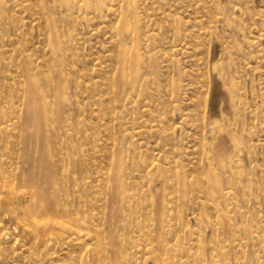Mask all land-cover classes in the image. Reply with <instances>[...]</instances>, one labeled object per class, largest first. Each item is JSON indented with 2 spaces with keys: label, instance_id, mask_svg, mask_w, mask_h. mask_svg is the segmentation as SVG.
Listing matches in <instances>:
<instances>
[{
  "label": "rangeland",
  "instance_id": "obj_1",
  "mask_svg": "<svg viewBox=\"0 0 264 264\" xmlns=\"http://www.w3.org/2000/svg\"><path fill=\"white\" fill-rule=\"evenodd\" d=\"M18 2L22 6H11L8 3L6 15L9 19L2 24L3 15L0 20V32L3 30L4 33L1 38L8 42L0 52V77H5L0 80L1 103L8 104V95L14 94V101L18 102L15 104L23 109L22 113L8 117L11 118L8 122L10 126L1 133L8 138L19 136L15 144L20 141V145L15 148L23 149L13 155L11 167L9 164L3 167L5 180L14 175L16 178V185L11 184L10 190L13 187L17 190L21 179L24 180L23 187H18V191L32 190L26 183L31 164L25 155L23 143H26L34 131L33 137L39 134L41 127L37 128L38 124L36 126L34 122L33 125L31 112H27L28 104L23 102L28 98L29 79L37 80L41 87L43 82L46 84L47 79L53 80V73L60 72V76L65 74L72 80L66 91V106L61 109L63 117L50 132V138L54 135L55 141H68L69 150L80 154L89 170L88 173H83L86 178L89 176L86 180L89 186H82V195L69 194L68 201L82 202L79 204L72 201L79 210L98 212L102 216L101 221L93 220L97 230L103 228L101 222L112 220L113 225L117 220L119 222L116 216L126 208L128 202L125 200L129 197L116 205L112 202V190L108 185L112 182L109 170L113 158L123 157V180L125 179L126 189L130 192L128 201L132 208L138 209L136 219L143 221L142 225H152L150 227L153 230L148 232L151 235L145 234L146 230L142 234L129 233L132 241L142 237L140 244L135 243L139 249H135L134 253L128 251L129 255L125 260L129 264H157L154 256L159 257L162 264H175L180 260H189L188 264H264V0H213V3L212 0H146L145 10H141L140 15L149 23L152 20L156 22L143 26L141 35L150 32L161 35L150 46L149 41L143 43L141 51L145 54V67L138 80L142 86L133 88L135 85L131 84L119 94L111 89L109 78L113 77L114 67L117 65L118 48L116 43H110V36L118 24V17H109L104 21L95 14H90L88 17H94L92 22H83L74 31V36L82 39L77 45L64 39V48L70 47L74 56L64 50L68 66L59 67L52 52H49L46 38L42 34L43 27L35 26L32 22L33 13H38L32 9L36 1ZM29 3L31 7H25ZM25 10L27 13H22ZM56 11L60 9L56 8ZM176 26L177 31L174 30ZM64 30L66 34L73 29ZM176 44L178 49L181 48L180 51L172 50ZM128 47H132V42L128 43ZM152 50L159 51L156 67L152 64ZM105 55H113L114 58L110 61ZM99 62L103 65L111 62L112 66L101 68ZM219 74H224L220 76L223 78ZM175 83L183 85V90L175 89ZM231 83L237 86L236 92L239 93L232 91L234 89L230 90L233 88ZM86 84L91 88L87 89ZM226 85L229 91H226ZM46 88L44 86V90ZM230 92L238 94L236 102L229 97ZM50 100L53 98L50 97ZM12 113L13 111L10 115ZM212 122L219 125H213ZM67 123L73 127L65 135L67 133L64 130L63 134V129L68 128ZM102 126L104 127L101 128ZM32 128L34 131H31ZM211 131L217 132L220 136L215 135L220 140L227 139L223 141L227 142L228 152L232 154L218 156L207 162L206 155L203 154L206 142L214 144L216 138V142L219 141ZM230 131L236 135L232 136L233 132ZM0 152H3V148ZM4 159L9 157L0 153V161ZM153 163L162 166L164 177L157 176V172L148 174V167ZM80 164L77 163L78 175L79 169L83 168ZM117 166L115 162V167ZM210 169L221 179L218 192L209 188L208 182H202L205 181L204 174ZM176 170L179 171V176ZM171 178H176L175 182ZM182 180L186 183L185 187L181 184ZM173 188L176 190H171ZM3 192L4 198L13 197L12 192H6V188ZM85 198L88 199L87 203ZM159 200L164 201L166 207L161 209ZM116 209L118 210L115 211ZM24 219V208L15 198L11 203L5 200L0 202V233H11L9 238L0 239V264H80L87 248L85 244L77 245V248L75 244L66 246L57 240L48 241L47 247L46 243H40L34 248L39 253L38 260L32 257V252L21 249L22 244L29 248L35 242L26 238L20 230H12L18 222L26 223ZM221 219H225L224 222L227 220L225 223L228 225L221 227L217 224ZM155 221L158 229L153 226ZM86 242L90 244L92 241L87 238ZM149 243L155 244L154 251Z\"/></svg>",
  "mask_w": 264,
  "mask_h": 264
},
{
  "label": "bare ground",
  "instance_id": "obj_2",
  "mask_svg": "<svg viewBox=\"0 0 264 264\" xmlns=\"http://www.w3.org/2000/svg\"><path fill=\"white\" fill-rule=\"evenodd\" d=\"M20 1H24V0H20ZM26 1H29V0H26ZM35 1H36V4H33L32 9H33V12L37 11L38 13H33L34 17L32 18V22H33V24L35 26L43 27V30H42L43 33L42 34L46 38L47 47L50 50L49 52H52L54 60H55V63L59 67H63L65 65H67V62H66V56L67 55L64 56L66 54V53L63 54L64 50L66 52L69 51L68 53L70 55L72 54L71 52H74V51L70 50V47H68L66 49L64 48V43H66L64 41V39L66 38V40L68 42H70V43H74L75 42L74 45H77L78 41L82 40V39H81V37L80 38H76L74 36V31L76 30V27L78 25L82 24L83 22L84 23L87 22V21L92 22L94 17H92V16L88 17L90 14H95L96 17H98V18H100V19H102L104 21L107 18H109V17L110 18H117L118 17L117 18L118 24L113 29V34L114 35L112 34L110 36V43H112V44L116 43L117 48H118V50H117V65H116V67H114V71L115 72H114L113 77L111 78L109 76L111 82L109 80L108 81L112 85L111 89L113 90V92L114 93H118V94H119L120 91L124 92L126 87L130 86L131 84L135 85L133 88H137V87H141L142 86V84L140 82H138V80H139V76L141 75V71L145 67L144 58H143V57H145V54L141 51V49H143V43L149 41V45L148 46H150L153 43V41L159 37V34H160V33L156 34V33H153V32L151 33L150 32L147 35L146 34L141 35V33H142L141 28L143 26H145V25L148 26V23L150 22V21H147L143 16L140 15L141 10H145L146 0H35ZM8 3L11 4V6L12 5L13 6L14 5L15 6H20L21 5V4H19L18 0H0V20L3 19V15H4V21L1 22L2 24L9 19V17L6 15V12L8 11V5H9ZM212 3H213V0H212ZM25 7L30 8L31 4L30 3L26 4ZM56 8H59L60 11H56ZM236 8H238V7H236ZM224 12H225V10H224ZM22 13H27V12L25 10ZM29 13H31V12H29ZM60 13H61V15L59 16ZM221 14H223V13H221ZM218 16H219V14L217 15V17ZM18 22H20V20ZM155 22L156 21L152 20V22L149 23V25L153 24ZM9 23H11V21ZM28 24H29V22H28ZM69 24H72V26L69 25ZM23 26H25V25H23ZM65 26H66V28H63ZM177 27L178 26L174 27L175 31L178 30ZM70 28H72L73 30L72 31H67L66 34H65V32H64L65 30L64 29H70ZM17 30H18V28H17ZM19 32H21V31H19ZM206 32H209V30H206ZM2 33H3V30H2ZM2 33L0 32V38L2 37ZM180 33H182V30H181ZM178 34H179V31H178ZM179 37H180V35H179ZM181 37H182V35H181ZM25 38H26V36H25ZM17 39H18V37H17ZM0 42H2V43H0V52H1L3 47H5L7 41H4V38L3 39L1 38ZM130 42H132V47H128V43H130ZM19 43H21V42H19ZM172 50L173 51H180L181 48L178 49V45L176 44V45H173V49ZM152 51H153L151 53L152 57L151 56L150 57L152 58L153 66L156 67L157 65L155 64V62H156V57L158 56V52L159 51H155V50H152ZM18 52H20V51H18ZM110 54H111V52H110ZM72 55L74 56V54H72ZM106 58L111 61L114 58V56L113 55H109V56H106ZM98 64H99V66L101 68L102 67L109 68V67L112 66L111 62H110V64H107V65H103L102 62H99ZM235 70H237V69H235ZM236 72H238V70ZM236 72H233V73L235 74ZM65 73H67V72H65ZM53 74H55V75H54L53 80H51L52 82L50 81V79H47L46 80V84L43 82L41 87H39V82L37 80H35L33 78H30L29 79L30 82H29V85H28V92H29L28 93V98L23 100V102H26L28 104L27 112L28 113L31 112L30 113L31 114V119H32L31 122L32 123L34 122L36 124V126L38 124L37 128L39 126L41 127V130H40L41 132L39 134H36L34 137H33V133L35 131L32 128L31 131L32 130L34 131L32 133V136L30 135L31 136L30 138L27 136V138H29V139H27L26 143H23L24 144V148H25V150H24L25 155H26L28 161L31 164V171H29V175L26 178L27 185L32 189L30 191H18V187H23V182H24L23 179H21L20 184L17 187V190H15L14 187L12 188V190H10L11 189V187H10L11 184H13V186L16 185V183H15V180H16L15 175L12 176V178H10L8 180L4 179V177H5L4 176L5 171L3 169L4 165H8L9 164L10 167H11V165H12L11 159H12L13 155H16L17 152L23 151V149L22 148H18V149L15 148L16 145H20V141H18L17 144H15V142H16L15 140L18 139L19 136L18 137H14V138H8V137H3L1 135V133L4 132L5 129L8 128V126H10V123H8V122L11 121V118L8 119V117H12V116H15L16 114L18 115V114L22 113L23 109L20 108L19 104H15V103H18V102L14 101V99H15V95L14 94L13 95L12 94L8 95V97H9L8 104H6V103L2 104L1 103L2 98L0 99V126H1L0 127V150H1V148H3V152H0V153H2L4 156H8L9 157V159H4V160L0 161V202L5 200L6 202L11 203L13 201V198H15V201L18 204H20L21 207L24 208V217H25L24 220H26V223L22 224V223L18 222L17 225H15L12 230H14V231L20 230V232L23 233L26 238L32 239V241H35L34 244H32V243L30 244L29 248L25 247V246H27L25 244H22L20 246V248L21 249L23 248V250H26L29 253L32 252L31 253L32 257H34V259H36V260H38L37 257H38L39 253L35 252L36 249H34V248H37L40 245V243L41 244H45L46 243V247H47V242L48 241L57 240L58 242H60L62 244L63 243L66 244V246L67 245H73V244H75L76 247H77V245L78 246H83L84 244H85L84 246H87V248L85 250V253L81 257V260L79 262L80 264H129L128 260H125L127 258V255H129L128 251L130 250V253H134V251H136L135 249L138 248V247H136L135 243L137 242V244H140L139 241L142 238L141 237L140 240L137 239V241H132V237H130L129 233L139 232V234H142L146 230V232H145V234H146V233H148L150 231H153L151 229V227H150L152 225H150L149 227L147 225H142L143 221L141 222V220L136 219L137 218V213H138L137 210L138 209L132 208L130 203H129L130 201H128L129 198H130V195L128 194L129 191H127V189H126V185H125V182H124L125 179L123 180V173L122 172L125 170V168L122 165V161H123V157L122 156H118L117 159H115V157H114L113 161H112V165H111V162H110L111 169L109 170V176L111 177L112 182L108 185L109 189L112 190L111 191L112 202L114 201V203H116V205H117V203L119 204V201H122L125 198L127 199V197H129L128 200H125V201L128 202V204L125 205L126 208L121 213H118L119 215L115 214V215H117L116 217L119 218V222H118V220H117L116 223L113 221L114 225L111 222L112 220L108 221L107 223L101 222V224H103V228L101 227L100 230H97L94 227L93 220H97L98 219V220L101 221V217L102 216L98 212L94 213V211H91V213H88L89 211L87 212L86 210L85 211L79 210L77 208L78 206L76 207V203L72 202V201L78 202L77 200L68 201V198L70 197L69 194L76 193V194H73V196H78V195H82L81 192L84 193V190H83L82 186L87 185L88 181H86V180L88 179L89 176H87V178H86L83 175V173H88L89 170L87 168L86 161L82 160L81 155L78 154L77 152H72V150H69L70 144H69L68 141H67V143L65 141H61V142L55 141L54 135H52V137L50 138V132L55 129V125L58 124L60 122V119H62V117H63L62 116L63 110L61 112V109L66 106L65 102H66V100H68V98H67L68 97V93L66 91H67V87H69V85L71 84L70 81L72 80V79L70 80V78L67 77V75H65V74L63 76L62 75L60 76V72L59 73L57 72V74L56 73H53ZM48 75H50V74H48ZM221 75L224 76V74H221ZM221 75L219 74V77ZM230 75H232V74L230 73ZM238 75H239V73L237 74V76ZM48 77H51V76H48ZM230 77H232V76H230ZM220 78H223V77H220ZM226 78H228V77H226ZM1 79H5V77H0V80ZM233 79L232 80L235 81V78H233ZM44 80H45V78H44ZM233 83H231V85ZM228 84H230V83H228ZM239 84H240V82H239ZM44 86H47V88L45 90H44ZM232 86H233V88H230V90L234 89L232 91L236 92L237 91V86L236 85H232ZM89 87H90L89 85L86 86L87 89ZM174 88L178 89V90H183L184 86L175 83ZM226 88H227V85H226ZM111 89H110V91H111ZM227 89H226V91H229V89L228 90ZM236 93H239V91L236 92ZM236 93L230 92L231 96H229V97H231V100L233 102L237 101L236 96L238 94L236 95ZM71 95H72V93H71ZM71 95L69 94V96H71ZM78 95H80V94H78ZM17 96H19V95H17ZM50 97H52L53 100H50ZM56 103H57V106H56ZM100 103H102V102H100ZM230 103L232 104V102H230ZM71 104H72V102H71ZM231 106L235 107V105H231ZM78 107L81 109V106L79 105V103H78ZM64 110H65V108H64ZM11 111H13V113L10 115ZM98 114H99V112H98ZM100 116H101V113H100ZM64 118H65V116H64ZM68 118L69 117H67V119ZM18 120H20V117H19ZM28 121H29V118H28ZM18 123H19V121H18ZM34 123H33V125H34ZM212 123H213V125L215 124L214 122H212ZM217 124H215V125H217ZM211 125L212 124L210 122V127H211ZM67 126H68V128H64L63 129V134H64V130L66 131V133L69 130H72V127H73L72 124H68ZM104 126H102L101 128H103ZM221 126H219V127L222 129ZM237 126H235L236 129H237ZM241 126H242V124H241ZM30 127H32V126L30 125ZM220 128H219V130H221ZM59 129H61V128H59ZM213 129L214 128H212V130ZM174 130H176V128ZM237 131H238V129H237ZM218 132H220V131H218ZM230 132L232 133L233 131H230ZM68 133L65 134V135H68ZM162 133H160V134H162ZM216 133L217 132L213 133L214 137L216 135H218ZM231 133H228V134L231 135ZM233 133H232V136L236 135L235 133L234 134ZM40 134H41V136H38ZM225 134H227V133H225ZM218 136H220V135H218ZM218 136H216V137H218ZM232 136H230V137H232ZM233 139H235V138H233ZM216 140H217V138H216ZM216 140L214 141V144H210V143H207L205 141L206 144H205V146L203 148V154L206 155L205 160L207 162L208 161H213L215 159V157H218V156L225 157L227 154H232V153L228 152V148H227V145H226L227 142H224L227 139L226 140L223 139L224 140L223 141L222 139L220 140L219 137H218L219 141L216 142ZM70 143H71V141H70ZM122 148H120V150ZM118 152H121V151H118ZM203 154H202V156H203ZM115 162H116V164H118L117 167H115ZM227 162H228V160H227ZM235 162H234V164H235ZM77 163H81L80 165H83L82 170H81V168L79 169V174L80 175H78V171L76 170L77 169ZM161 167L162 166L157 164V163L150 164L149 167H148L149 171L147 170L148 174H150L151 172L152 173L154 172L156 174V172H157L158 173L157 176L160 175V176L164 177V175L162 174V170H164V169L161 168ZM8 169H9V167H8ZM227 169H229V168L227 167ZM80 170H81V172H80ZM176 172H177V174L179 176V174H180L179 171L176 170ZM125 176H127V175H125ZM227 177H229V176H227ZM93 178H94V176H92V179ZM159 179H161V178H159ZM168 179H170V177ZM175 179H172L173 182H175L174 181ZM203 179L205 181H202V182L203 183L204 182H208L209 188H212L213 191H216V192L219 191V189L221 187V179H219V177L216 175V173H213V171L211 169L206 174H204ZM104 180L105 179H103V181ZM189 182L190 181L188 180V183ZM88 184H89V182H88ZM181 184H182L183 187L186 186V183H185L184 180L181 181ZM195 184H196V182H195ZM87 186H89V185H87ZM130 186H131V184H130ZM161 186H162V184H161ZM200 186L203 187V185H200ZM5 188H6V192H8V193L12 192L11 195L13 197H11L9 199L8 198L7 199L4 198L5 193L3 191H4ZM127 188H129V187H127ZM189 188H191V187L189 186ZM174 189L176 190V188H173L171 190H174ZM107 190H108V188H107ZM13 192H16V193H13ZM157 193H159V192H157ZM171 193L172 192H170V194ZM137 195H139V194H137ZM167 196H169V195L167 194ZM221 196H223V193H222ZM87 197H88V195H87ZM75 198L77 199V197H74V199ZM86 198H85V200H86ZM178 198L180 199V197H178ZM170 199H172V198H170ZM87 200L85 201V203L88 202ZM93 200H94V198H93ZM146 200H148V199H146ZM176 200H178V199H176ZM81 201H82V199H81ZM148 201L150 202V200H148ZM159 201H161L160 204L158 203L160 208L161 207H166L165 206L166 204L164 203V201L163 202H162V200H159ZM170 202H172V201H170ZM78 203L81 204L82 202H78ZM171 204H173V202ZM83 205H84V203H83ZM90 205H91V203H90ZM139 205H140V203H139ZM113 206H114V204H113ZM149 206H151V205H149ZM91 208H93V206H91ZM151 209H152V207H151ZM161 209H159V210L161 211ZM117 210L118 209H116L115 211H117ZM159 210H158V212H159ZM171 210H169V211H171ZM115 211H114V213H115ZM114 213H112V215ZM112 215H109V217H112ZM103 219H104V217H103ZM114 220H116V219L114 218ZM224 220L221 219L219 221V223H217V224H219L221 227L227 226L228 224L226 225V223H225V222H227V220L225 222H224ZM100 221H98V223H100ZM104 225H106V226L104 227ZM153 226L158 229L156 221L153 224ZM249 226L250 225H248V227ZM172 227H174V226H172ZM159 229H161V228H159ZM127 230H129L130 232L127 233L126 232ZM218 230H219V228H218ZM151 234L148 233V235H151ZM10 235H11L10 232L3 231V232L0 233V239L5 240V239L9 238ZM135 237L138 238V236H135ZM87 238H89L92 241L91 243L89 242L90 244H87L88 243V242H86ZM146 239L148 240L149 237H147ZM195 241H197V240H195ZM260 241H261V239H260ZM200 242H199V244H200ZM16 243H18V241H16ZM156 243L159 244V241H157ZM197 243H198V241H197ZM230 243H232V242H230ZM149 244H150L151 250L154 251L155 250L154 249L155 244H153V243H149ZM75 245H73V246H75ZM143 246L146 247L145 245H143ZM244 246L246 247V245H244ZM196 247H198V245ZM172 250H174V249H172ZM226 250H229V249L227 248ZM236 251H238V250H236ZM218 252H219V250H218ZM42 253H43V251L40 252V254H42ZM60 253H62V251ZM224 255H226V254H224ZM154 257H155L154 260L156 261L157 264H162L160 262L161 259L159 257H157V256H154ZM222 259H224V258H222ZM262 259H263V257H262ZM51 260H53V259H51ZM75 260H76V258H75ZM133 260L136 261V259H133ZM194 260H195V257H194ZM131 262H132V260H131ZM188 262H189V260H180V261H178L175 264H188ZM240 263H241V261H240Z\"/></svg>",
  "mask_w": 264,
  "mask_h": 264
}]
</instances>
